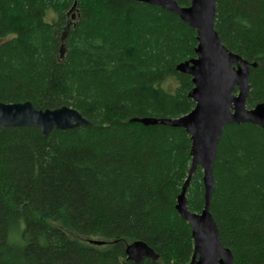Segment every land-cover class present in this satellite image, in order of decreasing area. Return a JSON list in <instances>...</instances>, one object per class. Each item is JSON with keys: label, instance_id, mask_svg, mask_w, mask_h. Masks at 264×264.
Returning <instances> with one entry per match:
<instances>
[{"label": "trees", "instance_id": "obj_1", "mask_svg": "<svg viewBox=\"0 0 264 264\" xmlns=\"http://www.w3.org/2000/svg\"><path fill=\"white\" fill-rule=\"evenodd\" d=\"M216 7L221 42L249 62L252 109L264 103V0ZM197 38L178 15L138 0H0V102L68 106L91 123L49 136L0 129V264L191 262L192 228L176 209L191 136L134 120L194 110L192 78L177 66L196 58ZM214 178L211 213L233 264H264V129L228 124ZM186 197L190 211L204 210L201 167ZM138 241L158 259L128 260Z\"/></svg>", "mask_w": 264, "mask_h": 264}, {"label": "water", "instance_id": "obj_2", "mask_svg": "<svg viewBox=\"0 0 264 264\" xmlns=\"http://www.w3.org/2000/svg\"><path fill=\"white\" fill-rule=\"evenodd\" d=\"M158 6L178 15L196 30L198 46L196 58L182 62L177 71L192 78L194 88L189 97L195 108L189 114L176 119H136L145 126L165 125L183 128L191 136L192 166L187 181L178 197L176 209L192 228L194 255L188 264H233V254L220 240V231L211 213V198L215 189L214 165L220 137L228 124L250 123L264 129V103L252 109L247 107L250 91L249 62L230 52L221 42L215 29L216 0H192L182 7L174 0H138ZM77 2L71 12L76 10ZM76 14L73 20H76ZM65 45L61 56L64 57ZM237 91V92H236ZM91 123L72 107L38 110L31 102H0V129L7 127H33L43 136L53 130H71ZM203 170L205 207L201 213L190 211L187 204V188L197 168ZM95 245L104 242L92 241ZM127 259L139 263L144 258L154 261L158 255L146 243L134 242L126 249Z\"/></svg>", "mask_w": 264, "mask_h": 264}, {"label": "rangeland", "instance_id": "obj_3", "mask_svg": "<svg viewBox=\"0 0 264 264\" xmlns=\"http://www.w3.org/2000/svg\"><path fill=\"white\" fill-rule=\"evenodd\" d=\"M177 84L175 81L173 80H169L168 82H166L163 87L168 90V91H174L176 88Z\"/></svg>", "mask_w": 264, "mask_h": 264}]
</instances>
